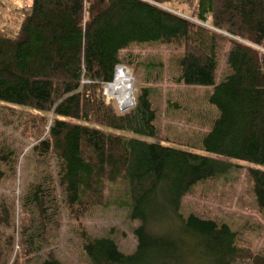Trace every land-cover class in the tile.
I'll return each instance as SVG.
<instances>
[{
	"label": "trees",
	"instance_id": "trees-1",
	"mask_svg": "<svg viewBox=\"0 0 264 264\" xmlns=\"http://www.w3.org/2000/svg\"><path fill=\"white\" fill-rule=\"evenodd\" d=\"M170 2L30 0L15 30L0 25V101L51 114L47 137L34 147L57 162L55 176L42 175L21 195V209H35L38 221L34 231L28 219L20 227L25 256L38 251L48 222L58 228L57 189L76 220L85 205L109 201L104 181H119L124 189L115 202L138 221L134 250L123 253L111 237L81 231L89 264H233L239 257L227 224L183 216L180 204L194 184L226 172L228 160L264 167V67L246 44L264 46V0H195L190 18L209 20L217 31L174 12ZM148 42L180 46L182 84L212 86L208 101L217 115L199 148L215 158L156 140L146 88L124 112L103 104L102 83L122 61L120 50ZM225 45L228 71L215 82ZM248 175L264 217V170L250 167ZM38 264L61 263L48 252ZM251 264H264V255Z\"/></svg>",
	"mask_w": 264,
	"mask_h": 264
},
{
	"label": "rangeland",
	"instance_id": "rangeland-1",
	"mask_svg": "<svg viewBox=\"0 0 264 264\" xmlns=\"http://www.w3.org/2000/svg\"><path fill=\"white\" fill-rule=\"evenodd\" d=\"M194 1L172 0L167 6L195 22L190 18ZM28 2L0 0V25L15 30L27 13ZM226 50L225 45L218 54L215 82L228 71ZM180 53L178 44L148 42L130 44L120 50L119 57L128 69L134 102L141 88L147 90L156 140L215 158L199 148V139L217 115L216 108L208 101L212 86L184 85L177 80L176 58ZM259 58L264 67V53ZM51 120L49 112L0 101V169L4 173L0 180V264H38L48 252L61 264H89L81 250L78 236L81 231L91 237L109 236L119 251L131 253L135 246L132 230L138 221L129 219L127 208L115 202L117 194L124 189L119 181H104V195L109 201L105 205H85L76 220L65 209L57 189L58 228L53 230L48 222L38 251L32 250L28 256L22 253L20 227L28 219L25 223L30 228L28 231H34L38 221L35 209L28 213L21 209V195L42 175L55 176L57 171L51 152L34 147L47 137ZM228 162L231 167L226 172L192 186L181 198L180 213L183 216L193 213L227 224L236 233V244L241 250L233 264H251L254 255H264V217L257 210L248 169L264 170V167L239 160Z\"/></svg>",
	"mask_w": 264,
	"mask_h": 264
},
{
	"label": "built area",
	"instance_id": "built-area-1",
	"mask_svg": "<svg viewBox=\"0 0 264 264\" xmlns=\"http://www.w3.org/2000/svg\"><path fill=\"white\" fill-rule=\"evenodd\" d=\"M195 21V20H194ZM196 23H199L201 25L210 27L209 25H207L206 23L203 22H199V21H195ZM247 45H249L250 47L254 48L257 50L258 54L264 53V48L260 47L259 45L250 43V42H246ZM120 71H127V76L129 78V80L131 79L129 76V72L128 69L125 65L121 64V63H117L114 65L113 67V71H112V77L109 81L103 82L102 84V99L105 105H109L111 103L115 104V107L118 111H123V110H127L129 109L133 104H134V98L132 95V91L128 94V95H120L119 97H117L113 92L110 91V89L108 88V85L110 83V81L112 80V78L114 77L116 72H120ZM82 82H84V80H81Z\"/></svg>",
	"mask_w": 264,
	"mask_h": 264
},
{
	"label": "bare ground",
	"instance_id": "bare-ground-1",
	"mask_svg": "<svg viewBox=\"0 0 264 264\" xmlns=\"http://www.w3.org/2000/svg\"><path fill=\"white\" fill-rule=\"evenodd\" d=\"M127 71L117 72L116 76L110 81L108 88L117 97L120 95H128L132 90L130 88V80L127 76Z\"/></svg>",
	"mask_w": 264,
	"mask_h": 264
},
{
	"label": "crops",
	"instance_id": "crops-1",
	"mask_svg": "<svg viewBox=\"0 0 264 264\" xmlns=\"http://www.w3.org/2000/svg\"><path fill=\"white\" fill-rule=\"evenodd\" d=\"M29 2L27 3L28 5L30 4V0H28Z\"/></svg>",
	"mask_w": 264,
	"mask_h": 264
}]
</instances>
